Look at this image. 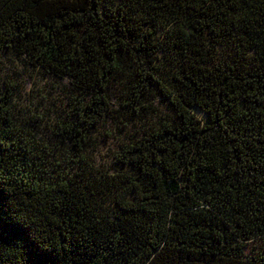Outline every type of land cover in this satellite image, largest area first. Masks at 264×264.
Returning a JSON list of instances; mask_svg holds the SVG:
<instances>
[{"label":"trees","instance_id":"1","mask_svg":"<svg viewBox=\"0 0 264 264\" xmlns=\"http://www.w3.org/2000/svg\"><path fill=\"white\" fill-rule=\"evenodd\" d=\"M2 54L73 94L52 146L0 85V264H264V0H0Z\"/></svg>","mask_w":264,"mask_h":264},{"label":"rangeland","instance_id":"2","mask_svg":"<svg viewBox=\"0 0 264 264\" xmlns=\"http://www.w3.org/2000/svg\"><path fill=\"white\" fill-rule=\"evenodd\" d=\"M3 82L11 84L13 88L10 106L13 119L21 123L34 118L37 140L49 145L57 144L54 137L56 126L65 118L67 107L71 105L69 101L73 91L70 83L32 69L10 54L0 55V85ZM115 107L112 98L108 108ZM166 110L164 104L155 99L144 118L145 125L154 124L155 116L166 114ZM111 115H106L94 127L95 134L89 142L91 147L89 150L86 148L96 168L108 165L110 155L124 138V129Z\"/></svg>","mask_w":264,"mask_h":264}]
</instances>
